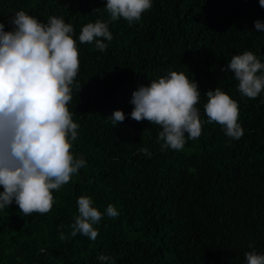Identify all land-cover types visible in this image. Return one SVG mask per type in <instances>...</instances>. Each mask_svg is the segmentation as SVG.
<instances>
[{
	"label": "trees",
	"instance_id": "obj_1",
	"mask_svg": "<svg viewBox=\"0 0 264 264\" xmlns=\"http://www.w3.org/2000/svg\"><path fill=\"white\" fill-rule=\"evenodd\" d=\"M105 5L0 0L6 31L20 10L44 23L58 16L72 24L81 85L68 105L79 124L72 152L86 161L53 192L50 212L24 216L15 203L0 210V264H101V254L115 264H247L246 252L264 254V92L241 95L234 74L221 70L245 51L264 63V31L254 27L264 22L259 0H152L139 21H109L113 39L100 51L78 36L83 25L109 20ZM169 70L184 72L201 91L202 135L186 136L181 150H161L162 129L130 117L132 93ZM216 87L239 104L238 140L207 123L204 93ZM115 110L126 119L113 126L108 117ZM82 195L101 213L109 204L119 212L94 225V241L70 235Z\"/></svg>",
	"mask_w": 264,
	"mask_h": 264
},
{
	"label": "clouds",
	"instance_id": "obj_2",
	"mask_svg": "<svg viewBox=\"0 0 264 264\" xmlns=\"http://www.w3.org/2000/svg\"><path fill=\"white\" fill-rule=\"evenodd\" d=\"M264 8V0H259ZM152 7V0H106L109 20L97 19L83 25L80 43H95L105 51L104 41L113 39L109 21L121 18L131 24L139 21ZM94 12H99V8ZM6 31L0 21V210L15 203L24 216L46 214L55 204L53 192L69 183L86 165L85 159L72 152L79 124L74 122L68 105L73 100V87L80 61L74 28L63 17L50 16L46 23L24 10L15 12ZM256 31H264V22H254ZM222 71H231L238 81L241 95L255 99L264 92V63L251 51L232 56ZM203 108L207 123L219 124L225 134L240 139L244 130L239 123V104L220 87L204 93ZM201 91L184 72L169 70L167 75L152 79L132 93L131 119L148 121L162 130L158 134L161 150H181L187 139L202 135L204 121L197 105ZM113 126L122 123L125 113L115 110L108 117ZM151 155L148 148H141ZM78 215L70 235L78 233L95 240L99 235L94 225L106 214L119 215L112 204L101 213L90 196L77 199ZM66 237L60 233V239ZM247 264H264V254L245 253ZM101 264H115L111 257L98 256Z\"/></svg>",
	"mask_w": 264,
	"mask_h": 264
}]
</instances>
